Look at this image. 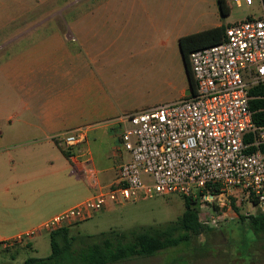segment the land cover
Masks as SVG:
<instances>
[{
	"label": "built area",
	"instance_id": "obj_1",
	"mask_svg": "<svg viewBox=\"0 0 264 264\" xmlns=\"http://www.w3.org/2000/svg\"><path fill=\"white\" fill-rule=\"evenodd\" d=\"M230 2L264 6L261 0ZM188 62L190 94L114 120L126 156L108 184H99L90 164L85 129L58 135L56 142L93 192L34 230L3 240L0 248L156 196L189 200L202 227L239 215L264 217V126L254 123L249 106V89L264 83V14L225 28L220 43L191 51Z\"/></svg>",
	"mask_w": 264,
	"mask_h": 264
},
{
	"label": "rangeland",
	"instance_id": "obj_2",
	"mask_svg": "<svg viewBox=\"0 0 264 264\" xmlns=\"http://www.w3.org/2000/svg\"><path fill=\"white\" fill-rule=\"evenodd\" d=\"M224 2L228 14L223 16L217 0H110L105 5L104 0H0V149L6 139L8 114L21 108L22 93L14 87L13 79L18 67L9 60L23 45L52 32L98 30L99 17L106 20L107 27L117 23V28L132 39L130 51L124 44L121 66L125 70L129 62L135 83V92H123L121 99L134 102L132 110L141 112L145 104L177 101L188 87L179 37L217 25L227 28L264 14V6L259 3L248 7L230 0ZM23 30H38V34L19 38ZM83 71L86 74L84 68ZM184 210L183 197L156 196L115 206L67 228L69 236H91L89 241H95L100 233L112 230L125 232L173 224ZM31 239L30 248L26 244ZM49 254V235L42 232L39 237L0 249V264H24L28 258H45ZM112 264H264V232L255 234L245 220L236 217L216 228L192 233L186 242L151 257H133Z\"/></svg>",
	"mask_w": 264,
	"mask_h": 264
},
{
	"label": "crops",
	"instance_id": "obj_3",
	"mask_svg": "<svg viewBox=\"0 0 264 264\" xmlns=\"http://www.w3.org/2000/svg\"><path fill=\"white\" fill-rule=\"evenodd\" d=\"M111 25L99 17L98 30L45 34L9 60L18 67L14 87L22 94L21 108L7 116L0 149V242L34 230L93 192L56 142L58 135L86 130L85 148L101 185L112 181L126 156L114 120L136 113L134 102L121 99L123 92H135L129 62L125 70L121 66L124 44L130 51L132 39L117 23ZM34 34L38 30H23L19 38ZM83 68L90 71L83 74ZM158 106L145 104L141 111Z\"/></svg>",
	"mask_w": 264,
	"mask_h": 264
},
{
	"label": "trees",
	"instance_id": "obj_4",
	"mask_svg": "<svg viewBox=\"0 0 264 264\" xmlns=\"http://www.w3.org/2000/svg\"><path fill=\"white\" fill-rule=\"evenodd\" d=\"M264 5V0H261ZM221 15L228 10L224 0H217ZM225 28L216 26L178 39V48L188 78V86L194 89L188 55L191 51L220 43L224 38ZM252 97L250 109L253 121L264 126V83L249 89ZM185 210L173 224L164 227H146L125 232L108 231L99 234V239L89 241L91 236H69L67 227L49 233L50 254L45 258H28L24 264H112L133 257H151L165 249L176 247L186 242L189 235L199 234L208 229L198 223V211L184 198ZM240 221L247 223L257 235L264 232V217L255 215L245 218L238 216Z\"/></svg>",
	"mask_w": 264,
	"mask_h": 264
},
{
	"label": "water",
	"instance_id": "obj_5",
	"mask_svg": "<svg viewBox=\"0 0 264 264\" xmlns=\"http://www.w3.org/2000/svg\"><path fill=\"white\" fill-rule=\"evenodd\" d=\"M190 92H191V89H190V87L188 86V87H187V90H186V93H185V96L188 95V94H190Z\"/></svg>",
	"mask_w": 264,
	"mask_h": 264
}]
</instances>
